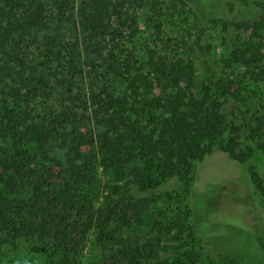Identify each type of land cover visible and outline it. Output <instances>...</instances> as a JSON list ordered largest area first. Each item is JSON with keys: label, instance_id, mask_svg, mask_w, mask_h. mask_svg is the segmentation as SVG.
<instances>
[{"label": "trees", "instance_id": "1", "mask_svg": "<svg viewBox=\"0 0 264 264\" xmlns=\"http://www.w3.org/2000/svg\"><path fill=\"white\" fill-rule=\"evenodd\" d=\"M168 1L196 28L215 4L225 15L211 22L225 25L230 13L229 24L250 33L222 59L243 73L239 82H200L201 61L140 49L139 17L124 12L122 1L0 0V257L31 244L27 262L8 264H199L205 255L213 264H244L204 252L189 204L161 207L133 188L154 191L177 179L189 202L197 167L215 148L244 166L241 129L224 105L243 101L241 92L264 80L257 42L264 18L243 19L253 14L249 0L146 6L157 16ZM150 20L160 39L162 23ZM263 132L261 116L253 133ZM168 239L175 255L161 260Z\"/></svg>", "mask_w": 264, "mask_h": 264}, {"label": "rangeland", "instance_id": "2", "mask_svg": "<svg viewBox=\"0 0 264 264\" xmlns=\"http://www.w3.org/2000/svg\"><path fill=\"white\" fill-rule=\"evenodd\" d=\"M112 1L115 4L124 2V12L138 15L140 49L149 45L151 49L162 50L172 56L182 54L186 58L190 56L201 61L204 72L199 78L200 82L216 84L224 82L223 79L225 82L227 79L239 82L243 78L242 72L227 70L222 59H227L234 49L248 41L250 33L246 34L229 24L235 19L230 13L225 16L228 25L211 22V17L225 15L219 5L210 6L211 14L207 13L209 11L202 13L203 22L196 28L193 17H187L181 7L169 1L161 2L157 16L146 6L153 0ZM188 1L190 3L191 0ZM249 2L253 14L243 19L252 22L264 18V0ZM150 18H156L158 25L162 23L160 39H156V24ZM257 42L261 43L264 53V38ZM241 95H244L243 101L227 99L224 112L229 123L241 129L238 152L244 151L249 155L244 166L217 147L198 165L189 202L183 199L184 187L177 179L165 182L154 191L140 192L133 188V194L151 198L161 207L164 201L168 202L173 210L178 205L184 209L189 204L193 209L191 225L196 231L199 245L204 247L207 255L226 252L244 259V264H264V249L260 244V239L264 240V151L260 148L264 144V132L261 135L253 133L257 118L263 116L264 122V80L258 86L246 87ZM251 172L260 177L262 190L252 181ZM168 241L163 243L168 249L161 251V260L175 255L176 244ZM30 248L29 242H22L12 249L6 248L0 257V264L27 262ZM206 257L202 256L199 264H213Z\"/></svg>", "mask_w": 264, "mask_h": 264}]
</instances>
